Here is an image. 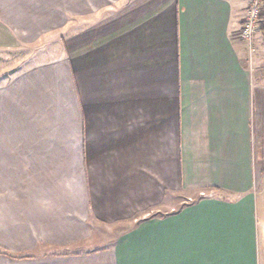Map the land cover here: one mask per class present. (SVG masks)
<instances>
[{"label":"crops","instance_id":"1","mask_svg":"<svg viewBox=\"0 0 264 264\" xmlns=\"http://www.w3.org/2000/svg\"><path fill=\"white\" fill-rule=\"evenodd\" d=\"M121 1L70 35L58 7L0 0V54L31 51L0 77V264H264L250 0Z\"/></svg>","mask_w":264,"mask_h":264},{"label":"rangeland","instance_id":"2","mask_svg":"<svg viewBox=\"0 0 264 264\" xmlns=\"http://www.w3.org/2000/svg\"><path fill=\"white\" fill-rule=\"evenodd\" d=\"M37 1L39 3L42 2L44 10H48V6L58 7L57 12L62 21H65V19H67L69 16L70 35H72L79 33L83 34V31L87 30V27L89 26L88 24H89L90 13H91L90 15L96 14L97 17L95 22L96 24L97 23L99 24L94 29V32L96 34L104 32L105 31L103 27L104 24H110V26L114 24L116 17L115 16L116 8L118 7L121 0H41V1L37 0ZM99 17H101L100 20ZM45 22L46 19H44L43 21L44 28L46 26ZM53 42L54 40L49 37L44 38V46L47 45L51 47ZM49 50H50L49 48H44V51H46L44 54V59L45 56L47 55V51ZM30 52H31L30 49L26 48V50L24 51L25 55L23 52H18L17 55H12V56H3L2 54H0V77L10 75L6 72L7 70H9L7 65H10L13 68L12 69L13 73L11 74V76H13L16 72H18L19 68L20 69L21 67L23 68L24 66L22 64V61L24 58L30 55ZM113 235L114 234L112 233L105 232L101 236H104V238H106Z\"/></svg>","mask_w":264,"mask_h":264},{"label":"built area","instance_id":"3","mask_svg":"<svg viewBox=\"0 0 264 264\" xmlns=\"http://www.w3.org/2000/svg\"><path fill=\"white\" fill-rule=\"evenodd\" d=\"M264 22V0H250L247 7L245 24L242 28L241 38L246 41L250 48L256 33Z\"/></svg>","mask_w":264,"mask_h":264},{"label":"trees","instance_id":"4","mask_svg":"<svg viewBox=\"0 0 264 264\" xmlns=\"http://www.w3.org/2000/svg\"><path fill=\"white\" fill-rule=\"evenodd\" d=\"M261 28H262V31H264V22H263V24H262Z\"/></svg>","mask_w":264,"mask_h":264}]
</instances>
